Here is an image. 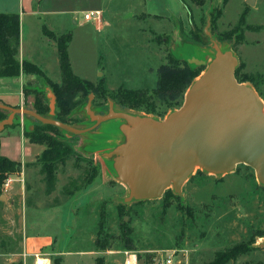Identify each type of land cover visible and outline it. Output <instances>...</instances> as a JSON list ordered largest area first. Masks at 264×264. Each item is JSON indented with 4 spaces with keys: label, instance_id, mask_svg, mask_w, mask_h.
I'll list each match as a JSON object with an SVG mask.
<instances>
[{
    "label": "rangeland",
    "instance_id": "1",
    "mask_svg": "<svg viewBox=\"0 0 264 264\" xmlns=\"http://www.w3.org/2000/svg\"><path fill=\"white\" fill-rule=\"evenodd\" d=\"M5 1L15 10L34 11L40 28L51 29L55 35L70 32L68 55L80 77L95 84L103 80L108 94L119 86L141 90L144 101L136 112L139 115L163 120L178 109L184 95L158 91L159 67L169 58H178L206 70L215 57L214 46L233 52L238 59L235 70L239 81L252 87L264 102V0H253L252 4L247 0H227L224 4L223 0H185L189 9L180 0ZM145 1L154 15L144 12ZM218 8L220 13L212 23L210 12ZM93 9L101 12L98 24L83 19L84 12ZM241 18L243 38L235 43V36L228 35ZM193 22L200 37L187 33L196 28ZM31 28L36 34V28ZM43 51L46 54L48 49ZM38 63L52 81H60L56 60L42 58ZM25 87L31 97L25 106L28 109L34 101L32 88L51 94L43 83H27ZM79 96L80 92L71 97L78 102L71 116L79 120L72 122L87 128L94 123L85 109L88 100L89 109L98 115L107 112L109 102L98 92ZM3 113L5 118L9 115ZM123 122L106 120L77 137L58 134L73 142L71 156L65 160L39 157L10 173L9 189L0 188L5 197L4 202L0 200V264H27L23 241L33 232L50 233L55 241L53 248L31 258L33 264L37 258L42 264H95L99 257L104 264H125L128 253L136 254L137 264H155L152 257L157 251L174 252V264H207L218 251L238 243H249V250L226 264H264V185L255 171L244 163L224 174L208 173L196 166L178 193L170 186L171 192L159 198L128 199L129 188L115 173L114 155H108L125 140L119 134ZM91 139L96 142L94 147ZM103 169L110 177L100 184ZM97 171L93 184L87 189L82 186ZM76 206L74 222L66 210ZM50 208L60 212L63 220L48 224L45 217V221L33 224L35 212ZM101 217L103 229L98 235ZM96 238L104 248L95 245Z\"/></svg>",
    "mask_w": 264,
    "mask_h": 264
},
{
    "label": "water",
    "instance_id": "2",
    "mask_svg": "<svg viewBox=\"0 0 264 264\" xmlns=\"http://www.w3.org/2000/svg\"><path fill=\"white\" fill-rule=\"evenodd\" d=\"M214 48L215 57L187 89L182 105L163 120L115 110L112 101L107 112L98 115L89 109L88 100L85 109L94 123L87 128L40 116L28 108L0 104V110L28 115L74 134L106 120L124 121L119 131L125 140L108 155H114L113 167L129 188L128 199L159 198L170 186L178 193L196 166L224 174L244 163L264 185V102L252 87L235 78L238 59L233 52ZM53 105L50 94L49 114ZM10 122L11 115L0 120V130ZM0 200L5 201L4 195L0 194Z\"/></svg>",
    "mask_w": 264,
    "mask_h": 264
},
{
    "label": "trees",
    "instance_id": "3",
    "mask_svg": "<svg viewBox=\"0 0 264 264\" xmlns=\"http://www.w3.org/2000/svg\"><path fill=\"white\" fill-rule=\"evenodd\" d=\"M180 1L185 4L186 9H189L185 0ZM226 1L227 0H223L222 3L224 4ZM219 13V8L217 11L213 10L210 12L211 22L215 21ZM188 16L192 24L190 12H188ZM242 24H244L243 18L240 19L238 26L229 32L228 37L231 35L235 36V43L241 42L243 38V32L239 29L242 27ZM194 27L196 28L190 29L187 33L191 34L193 37H200L198 34V26H196L195 23ZM18 30V15L16 13H0V77L16 76L19 71H22L23 73L33 74L39 80L40 84L43 83L49 88L54 100L52 114H49V97L46 96L44 90L40 88H32V90H30V92L34 94L31 110L35 113L74 126L72 121L79 120L73 119L71 115L72 109L75 108L78 102L71 100V97L78 92H80L79 97H88L89 93L98 92L103 98L107 99V102H109V100L113 102L115 110L138 114L136 112L140 108L139 105L144 101L143 92L141 90L119 86L115 91H111V93L108 94L107 88L103 85V80L95 84L91 80L83 79L73 72L67 49L71 39L70 32L65 35H55L51 30L41 26L42 34L52 40L56 48L57 63L61 78L59 82H54L47 78L36 64L27 60H21L19 63L16 58ZM204 69V66L189 63L185 59L169 58L168 63L166 65H161L158 69V91H160L162 95L168 92L172 93V95L178 94L180 96L181 94L183 97L192 82ZM234 76L237 81L240 82L236 70ZM27 91L26 87H23V93L25 95ZM25 117L30 120L31 127L23 128V135L30 142L43 145V150L35 160L39 157H58L65 160L74 153L73 142L68 140V138L66 139V137L65 139L61 138L58 134H67L70 137H77L78 134L68 132L51 124L41 123L28 115H25ZM4 118L5 115L3 110H0V120ZM92 124H90V126ZM46 131L52 132L54 136L46 133ZM120 133L119 131V134ZM89 142L93 144V147L96 144L95 140H90ZM19 169V162L0 155V186L6 174L18 172ZM98 175L99 171L91 174L84 181L82 186L85 187L91 184ZM170 192V189H166L163 194H169ZM102 229L103 219L101 217L98 224V235L101 234ZM94 243L98 248H104V244H100L101 242L98 238H96ZM248 244L249 243H238L223 251H218L215 258L207 264H226L229 260L235 259L240 254L248 251ZM95 264H104V259L102 257L97 258Z\"/></svg>",
    "mask_w": 264,
    "mask_h": 264
},
{
    "label": "crops",
    "instance_id": "4",
    "mask_svg": "<svg viewBox=\"0 0 264 264\" xmlns=\"http://www.w3.org/2000/svg\"><path fill=\"white\" fill-rule=\"evenodd\" d=\"M145 2H144L145 7H143L144 12L148 15H154L150 13V11L147 8V2L146 3ZM13 6L9 7L5 0H0V13H16L18 15L19 30H18V45H17L16 58L19 61V63L21 60H27L34 64L39 65L40 68L41 63L38 62H40V60L42 61V58H46L48 60V58L51 57V59H54L57 62L55 44L52 40H49V38H47L42 34L40 28V22H39L40 20L35 15V12L31 11V9L23 10L22 8H18L15 10ZM73 22L75 23L76 19H74ZM31 25H33L36 28V34L32 33ZM46 48L48 49V52L45 54L43 49ZM35 59L37 61H35ZM40 69L45 74L44 69H42V67ZM58 72H59V67H58ZM27 83L36 84V86L40 84L36 76H34L33 74L23 73L22 71H19L18 75L16 76L0 77V104L13 108H26L25 106H27V104L31 100L30 95H25L23 93V87H25ZM45 91H46L45 92L46 96L49 97V92H47L46 89ZM3 111L11 115V122L9 124H6L0 130V155L6 157L7 159L19 162L21 166L32 163L33 161H35V159L39 156V154L43 150V145L30 142L23 135V128L31 127L30 120L26 118L25 115L23 116L19 114H12L7 110H3ZM15 116H19V118H17V120L13 123V119ZM101 172L102 173H100L99 175L101 179L100 184L104 183L110 177L105 173L104 169ZM92 184L93 183L89 184L86 187V189L89 188ZM63 206L64 204L61 205V207ZM78 207L79 206H76L69 210H66L67 215L68 216L70 215V218H72L74 222L76 221V217H77L76 209ZM53 210L50 208L47 212H43V211L35 212L33 214V217L31 218V221H33V224H38L40 222L45 221L44 218L47 217L48 218L47 222L48 224H50L55 221H58V219L60 221L63 220V216H59L60 212H56L55 210L54 212H52ZM54 243H55L54 238L50 233L33 232L27 234L24 237V241H23V254L25 256L24 260L26 261L27 264H33L31 258L33 256H37L38 254L53 248Z\"/></svg>",
    "mask_w": 264,
    "mask_h": 264
},
{
    "label": "built area",
    "instance_id": "5",
    "mask_svg": "<svg viewBox=\"0 0 264 264\" xmlns=\"http://www.w3.org/2000/svg\"><path fill=\"white\" fill-rule=\"evenodd\" d=\"M83 19L86 21L94 20V22L99 23L101 21V12L98 9L87 10L83 14ZM12 178L9 174L7 177L4 178L0 188L2 191H6L9 189L11 184ZM174 252L163 254V252L157 251L155 252V256L152 257L155 264H174ZM138 257L134 253H128L125 258V264H137Z\"/></svg>",
    "mask_w": 264,
    "mask_h": 264
},
{
    "label": "bare ground",
    "instance_id": "6",
    "mask_svg": "<svg viewBox=\"0 0 264 264\" xmlns=\"http://www.w3.org/2000/svg\"><path fill=\"white\" fill-rule=\"evenodd\" d=\"M36 264H42V260L40 258H37Z\"/></svg>",
    "mask_w": 264,
    "mask_h": 264
}]
</instances>
